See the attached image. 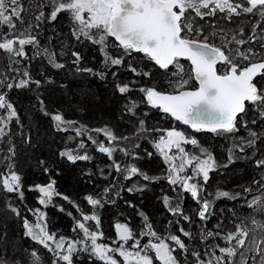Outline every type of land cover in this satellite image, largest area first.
Segmentation results:
<instances>
[{
	"label": "snow or ice",
	"instance_id": "obj_1",
	"mask_svg": "<svg viewBox=\"0 0 264 264\" xmlns=\"http://www.w3.org/2000/svg\"><path fill=\"white\" fill-rule=\"evenodd\" d=\"M32 8L36 9L34 13ZM62 13L70 21L71 38L77 43L89 41L97 45L105 67L122 66L133 53H142L162 71V86L170 91L159 90L156 84L136 88L134 85L139 82L135 80L116 83L115 88L121 95L133 91L142 94L140 101L131 100L125 105L126 112L134 115L139 104L144 103L196 132L236 134L243 128L246 135L234 137L238 143L229 148L228 163L218 165L213 154L196 138L175 127L148 129L141 119L133 136H117L108 127L89 130L77 121L66 119L59 111L49 113L44 100L37 96L40 112L51 119L55 130L75 133L70 141L84 137L89 131L102 135L104 140L90 134L87 140L96 146L97 151L108 156L112 161L109 167L121 174L124 180L139 176L143 181L153 183L161 177L150 176L135 164L122 166L113 159L114 153L119 151L124 156L138 158L132 148H139L140 145L136 143L125 148L119 147L116 142L148 139L145 133H159L149 142L167 165L163 179L177 193L176 197L164 194L162 203L172 215L191 224L192 218L181 207L182 194H190L198 205L195 215L203 222V226L197 229L203 250L196 245L189 248L181 237L195 240L196 234L183 227L179 228L180 235L169 233L162 237L143 212L139 213L144 221L139 233L128 223H116L118 241L113 240L112 243L118 246L100 242L104 235L99 230L100 218L96 209L103 208L105 203H114L107 197L115 188V183L104 187L96 196L85 195L84 200L91 208V212L86 213L70 197L56 190V180L51 177V169L43 159L38 160V165L44 174L49 175L48 182L29 185L27 190L38 193V204L44 208L51 205L55 197L71 204L80 215V219L74 218L75 227L72 229L78 232V236L66 237L49 231L46 213L40 208H25L35 218L32 221L27 215H22L19 208L6 205L20 219L23 236L46 250L52 256V264H74L73 257L79 253H87L102 264H154V260L159 264H264V172L259 179L253 178L242 193L217 190L212 199L207 198L210 173L218 167L227 168L234 162L237 151L247 155L250 149L255 157L260 151L258 141L264 139V124L259 125V131L251 127L264 121V0H0V52L6 54L0 57V153H3L0 155V166L3 167L0 171V191L15 194L21 203L24 202V184L16 166L13 122L20 129L15 135L22 137L21 142L25 146L35 145L31 144V136L23 133L20 113L9 93L29 89L32 85L37 90L41 88L42 81L33 79L30 65L26 63L31 59L44 57L56 69L65 67L57 58L65 52L58 53L42 47L38 39L39 29L45 23L57 21ZM218 14H223L219 19L226 22L246 15L258 19L247 38L242 25L233 29L218 22L207 26L199 22L206 17L215 18ZM110 37L115 41L111 45ZM217 40L219 43L215 42ZM26 46L35 50L31 57L25 50ZM110 46L122 50L123 54L113 56L109 52ZM71 56L72 63L78 66L82 60L80 53L72 51ZM182 61H187L189 67L186 68ZM77 70L93 73L102 80L107 75L94 73L91 68ZM126 70L137 77L153 76L151 70L134 67L132 63L127 64ZM111 75L117 77L116 72ZM250 112L251 117L246 119ZM186 145L192 148L187 149ZM86 149L84 139H79L74 148L65 147L59 156L72 163L90 161L92 157ZM147 155L151 157L153 153L148 152ZM254 162L258 169L264 170V158ZM100 174L107 179L103 169ZM147 183L133 185L126 190L129 193L142 192ZM220 198L233 201L243 198V206L250 210L245 217L250 226L241 221L234 225V231L221 234L223 222L220 221L215 229H209L207 222L214 215L213 204ZM129 206L135 207L130 202ZM59 210L65 211L63 207ZM67 215L72 216V213ZM90 221L95 223V229L88 225ZM176 223L179 224V220ZM143 237L149 239L142 244ZM7 252V232L3 230L0 231V264H19L7 258ZM28 254L29 264H42L38 251L32 250Z\"/></svg>",
	"mask_w": 264,
	"mask_h": 264
},
{
	"label": "trees",
	"instance_id": "obj_2",
	"mask_svg": "<svg viewBox=\"0 0 264 264\" xmlns=\"http://www.w3.org/2000/svg\"><path fill=\"white\" fill-rule=\"evenodd\" d=\"M31 11L34 13L36 9L32 8ZM222 15L218 14L215 18L206 17L204 21L199 22L204 23L206 26L207 24L218 22L224 27L233 29H236L238 25H242L245 29V38H247L251 34L253 24L258 19V17L246 15L235 18L233 22H226L219 19ZM32 22L35 23V21ZM69 29L70 21L67 19L66 14L62 13L57 21L45 23L39 29L38 35L42 47H47L58 53L60 51L65 52L63 56L57 57L65 67L56 69L49 65L44 57L31 59L26 63L30 65L33 79L42 81L41 88L37 90L35 85H32L29 89L12 90L9 93V98L20 113V120L24 126L23 133L31 136V144L35 145V147L25 146L21 142L22 137L15 135L20 129H17L15 122H13V141L17 145L16 166L24 184V202L21 203L15 194L0 191V231L6 230L7 232V258L10 260L14 259L19 264H29L30 257L28 253L36 250L42 257V264H52V256L46 250L23 236L24 230L20 219L15 217L6 205L19 208L22 215H27L29 220L32 221L35 218L25 211V208H40L41 211L46 213L49 231L66 237L78 236V232H73L72 229L75 227V219H80V215L71 204L60 197H55L53 203L44 208L38 204V193L27 190L29 185L37 183L43 185L49 180V175L44 174L38 165V160L40 159L45 160L51 169V177L56 180V190L70 197L86 213H90L91 208L84 200L85 195L92 194L96 196L104 187L115 183V188L107 197L109 200H114V203H105L103 208L96 209L100 218L99 230L104 235V239L100 242L111 244L113 247L118 246V244L112 243L113 240L118 241L114 227L116 223H128L130 228L139 233L144 224L139 213L143 212L149 217V222L153 225L154 230L162 237H166L169 233L180 235V227L193 232L196 234L195 240L181 238L185 240L190 249L193 245H196L202 251L203 245L199 244L197 229L203 226V222L199 221L195 215L194 210L198 205L190 194H182L181 207L184 213L192 218L191 224L179 216L172 215L162 203L164 194L176 197L177 193L173 191L167 180L163 179L167 165L164 164L162 157L156 153L149 142L151 138L158 136L159 133H145L144 135H147L148 139L134 138L129 141L121 140L116 142L119 147L125 148L132 147V145L138 143L140 145L139 148H132L138 158L124 156L117 151L114 153L113 159L122 166L135 164L150 176L161 177V179L153 183H147L139 176H134L131 180H124L121 174L109 167L112 161L108 156L97 151L96 146L87 140L89 134L98 140H104L105 138L102 135L89 131L84 137L70 141L69 138L74 137L75 133L71 130H55L51 119L40 112V105L36 97L40 96L44 100L49 113L59 111L66 119L77 121L89 130L108 127L117 136H133L138 127V121L141 119L145 121V126L148 129L175 127L196 138L202 147L207 148L213 154L218 165L228 163V150L234 143H238V141L234 140V137L245 136L246 131L243 128L236 134L191 131L187 126L176 122L162 111L144 103L139 104L138 108L135 109L134 115L126 112L125 105L130 104L131 100L140 101L142 94L138 91H133L127 95H121L115 88L116 83L135 80L139 82L134 85L136 88L156 84L159 90L170 91V89H165L162 86V71L139 53H133L132 57L127 58L122 66L105 67L102 64L103 58L99 47L89 41L77 43L71 38ZM206 30L210 31L211 29L206 28ZM4 31L6 32L7 29L5 28ZM215 42L219 43L218 40ZM109 43L110 45L115 43L111 37L109 38ZM25 50L28 52L29 57L35 51L31 46H26ZM72 51L79 52L82 57L78 66L72 63ZM109 52L113 56L123 54L122 50H117L111 46L109 47ZM5 55V53L0 52V57ZM128 63H132L134 67L151 70L153 76L151 78L134 76L133 73L126 70ZM182 63L185 64L186 68L189 67L187 62ZM78 68H91L94 73L103 72L107 75L102 80L93 73L78 71ZM112 72H116L117 77L114 78L111 75ZM250 117L251 112L245 118L249 119ZM260 124H264V121H259L258 125H251V127L259 131ZM79 139H84L87 144L86 151L92 157L90 161L72 163L59 156V152L65 147L74 148ZM185 147L187 149L192 148L191 145H186ZM258 148L260 151L256 153L255 157L252 156L250 149L247 151V155L237 151L234 162L229 164L227 168L218 167L215 172L210 173L211 178L207 185V193L209 195L207 198L212 199L217 190L242 193L243 189L251 184L253 178L259 179L264 170L258 169L254 161L255 159L264 158V139L258 141ZM148 152H152L153 155L149 157L147 155ZM0 155H3V153H0ZM101 169H103L107 179L101 176ZM2 170L3 167L0 166V171ZM109 172H111V175H108ZM145 183H147V187L142 192L129 193L126 190L133 185L139 186ZM117 192L119 195H115ZM129 202L135 207H130ZM173 203H175V200H173ZM243 205V198L235 201L227 198L215 200L213 204L214 215L207 222V227L215 229L216 224L222 221L223 227L220 231L221 234H224L234 231V225L241 223V221L246 226H250L249 221L245 219L250 210ZM60 207H63L65 211L61 212L59 210ZM68 212H71L72 216L67 215ZM177 220H179V224L176 223ZM87 223L95 229L94 222L90 221ZM79 235L82 236V233H79ZM148 239L149 237L141 238V243H146ZM217 242L220 243L219 240ZM189 259L191 258L189 257ZM73 260L74 264H102V262L89 257L87 253H79L78 256L73 257ZM154 264H159V262L154 260Z\"/></svg>",
	"mask_w": 264,
	"mask_h": 264
},
{
	"label": "water",
	"instance_id": "obj_3",
	"mask_svg": "<svg viewBox=\"0 0 264 264\" xmlns=\"http://www.w3.org/2000/svg\"><path fill=\"white\" fill-rule=\"evenodd\" d=\"M113 40H114V38H112ZM142 54V53H141ZM198 86V85H197ZM168 115V114H167ZM189 128H190V126H188ZM191 129V128H190ZM193 130V129H192ZM202 132H205V133H207L206 131H202Z\"/></svg>",
	"mask_w": 264,
	"mask_h": 264
},
{
	"label": "flooded vegetation",
	"instance_id": "obj_4",
	"mask_svg": "<svg viewBox=\"0 0 264 264\" xmlns=\"http://www.w3.org/2000/svg\"><path fill=\"white\" fill-rule=\"evenodd\" d=\"M140 54V53H139ZM182 62H187V61H182ZM188 63V62H187ZM189 64V63H188ZM197 86V85H196Z\"/></svg>",
	"mask_w": 264,
	"mask_h": 264
}]
</instances>
